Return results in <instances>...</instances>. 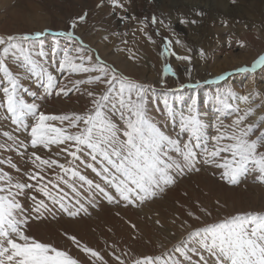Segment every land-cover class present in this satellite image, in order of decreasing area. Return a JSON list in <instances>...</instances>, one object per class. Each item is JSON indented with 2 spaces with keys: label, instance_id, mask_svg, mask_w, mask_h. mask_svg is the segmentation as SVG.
<instances>
[{
  "label": "snow or ice",
  "instance_id": "1",
  "mask_svg": "<svg viewBox=\"0 0 264 264\" xmlns=\"http://www.w3.org/2000/svg\"><path fill=\"white\" fill-rule=\"evenodd\" d=\"M111 3L124 7L120 0H111ZM86 15H81L79 21ZM151 23L163 21L152 17ZM71 27H77V20L71 22ZM49 31L45 28L0 34V72L3 73L0 108L5 110L6 119L21 127H26L27 117L34 120L29 143L19 141L8 131L3 132L18 150L27 149L29 144L33 150L27 157L31 169L26 179H17L0 166V264H82L69 250L31 235L29 225L33 220L55 215L54 209L68 217L87 213L86 205H94L97 193L110 203L139 208L158 198L178 177L199 172L200 163L219 170L220 180L229 185L237 186L251 174H256V179L264 183V134L251 138L254 128L264 124V116L259 117V123H249L256 107L242 110L239 105L231 104L230 98L237 95L231 89L217 96L222 105L218 112L232 109L237 113L231 124L221 121L216 126V134L209 135V125L199 118L193 105L187 114L181 113L178 130L172 135L147 112L146 94L150 86L122 73L99 56L94 58L83 40L71 31L56 33L79 41L78 46L66 47L62 53L52 49L54 59L60 55L56 71L66 74L63 80L67 83L58 79L39 59L48 54L43 50L33 53L36 41ZM144 34L155 43L151 35ZM172 45L173 41L167 40L161 55L191 62L190 55L177 54ZM200 55H204L203 50ZM130 59H137L136 54ZM9 60L19 62L30 76L42 81L45 93L55 90L57 96L68 97L73 92H81L83 86L90 106L83 112L46 113L40 104L23 97L21 76L13 72ZM257 67H264V54L251 67H239L236 71L255 73ZM164 73L176 75L171 65H165ZM81 74L83 78H72ZM237 98L246 103L250 101V95ZM40 150L47 155H41ZM77 162L90 168L100 182L84 175ZM11 167L17 169L16 164ZM215 204L217 210L224 207L219 200ZM183 209L187 219L177 213L172 223L175 225L180 220L179 227L187 226L190 230L171 248L155 255L130 256L131 249L117 253L118 246L113 244L110 259L114 264H264V211H237L205 221L213 213L199 201ZM190 220L199 223L193 227ZM154 223L163 227L158 218ZM130 227L137 230L135 224ZM64 235L84 254L86 264H110L97 248L83 243L76 235Z\"/></svg>",
  "mask_w": 264,
  "mask_h": 264
},
{
  "label": "rangeland",
  "instance_id": "2",
  "mask_svg": "<svg viewBox=\"0 0 264 264\" xmlns=\"http://www.w3.org/2000/svg\"><path fill=\"white\" fill-rule=\"evenodd\" d=\"M140 2L144 3L141 8ZM120 3L124 5L123 8L113 5L111 0H0V34L50 29L48 34L36 41L33 53L41 50L47 53L46 58L39 57V59L49 71L57 75L58 79L67 83V80H63V75L66 74L56 71V61L60 55L54 59L52 49L56 48L58 53H62L66 47L78 46L79 41H72L66 36L56 34L62 31L73 32L83 40L84 46L90 50L94 58L99 56L122 73L150 86V91L146 94L147 112L169 134L175 135L181 113L187 114L193 105L199 118L209 125V135L216 134V126L219 122L222 121L225 125L231 124L237 113L232 109H225L223 113L217 111L222 107L217 96L226 93L228 89L237 94L229 100L234 106L239 105L242 110L249 106L256 107L257 115L249 117L248 122L259 123V117L264 116V106H262L264 96L261 97L259 94L262 90H258L255 84V87L247 88L245 93V87L237 85L234 77L237 72L229 64L231 54L234 53L251 52L258 55V45L250 39H245L243 34L240 36L230 34V37L223 36L222 39L226 42L221 40V46L219 45L218 48L214 46L206 49L202 44L212 45L215 38L209 41L208 37L204 39L201 36V28L210 27V22L207 19L201 20L204 13L200 8L198 11L195 10V15L190 18L179 15L177 8L171 11L163 0H120ZM85 13L87 14L85 19L79 21L78 18ZM152 17L163 23L153 25ZM73 20H77L75 29L71 27ZM183 20L188 22L185 23ZM193 20L196 21L195 24L191 23ZM138 27H145L146 33L152 36L155 43L147 40L146 36L145 38L137 36ZM248 27L252 26L248 25ZM141 33L143 32H139ZM137 37L145 39L143 48L146 45L154 47L156 51L154 57L138 47L140 42L137 45H134V42L130 44V41H136ZM167 40L173 41L172 50L177 54L190 55L191 62L179 61L175 56L161 55ZM177 41L185 46V50L177 46ZM106 48L112 56L105 51ZM201 50L204 52L203 56L200 55ZM133 53L137 56L135 60L130 59ZM114 54H120L121 58ZM9 65L14 73L21 76L23 97L29 102L40 104L41 110L46 113L83 112L90 106L89 98L83 94V86L81 92H73L68 97L57 96L55 90L50 94L45 93L43 82L35 76H30L20 67L19 62L9 60ZM165 65H171L176 75L173 76L171 73L165 75ZM242 74L247 77L254 76V81L262 78L258 75L259 69H256L255 73ZM2 75L3 73L0 72V76ZM217 76H223L224 79L217 80ZM72 78H83V74ZM256 92L259 96L252 100V95H258ZM33 93L35 96L32 95ZM244 95H250L249 102L237 98ZM2 100L3 93L0 90V101ZM5 116V110L0 108V145H4L0 148V166L17 179H26V173L31 169L27 157L33 149L29 144L27 149L18 150L12 140L3 136V132L8 131L19 141L29 143L30 126L34 120L32 117H27L26 127H21ZM262 134H264V124L254 128L251 138L255 139ZM21 152L24 155H21ZM40 154L47 155L43 150H40ZM90 162L89 160L88 163ZM12 164H16L18 170L13 169ZM77 164L84 175L95 182H100L99 177L90 168L79 162ZM197 167L200 168L199 172L186 173L178 177L176 183L169 186L158 198L146 202L139 208L110 203L97 193L94 205H86L87 213L81 212L77 217H68L67 214L54 209L55 215H47L46 218L30 222V234L42 242L69 250L72 255L82 260V264H86L84 254L67 239L64 233L76 235L83 243L100 250L105 258L110 260V264H114L110 259L113 244L118 246L117 253L121 249H131L130 256L155 255L164 248H171L190 230L187 226L181 229L180 220L173 225L175 214L179 213L181 218L187 219L183 206L192 207L194 201H199L201 205L212 211V218L205 217V221L237 211H264V183L256 179V174L242 178L239 185L233 186L220 180V171L212 166L200 163ZM217 200L224 206L219 210L215 204ZM157 218L160 219L163 227L154 223ZM189 223L195 227L199 222L190 220ZM130 224H135L137 230L134 231ZM161 245L163 248L160 247Z\"/></svg>",
  "mask_w": 264,
  "mask_h": 264
},
{
  "label": "bare ground",
  "instance_id": "3",
  "mask_svg": "<svg viewBox=\"0 0 264 264\" xmlns=\"http://www.w3.org/2000/svg\"><path fill=\"white\" fill-rule=\"evenodd\" d=\"M163 2L167 3L171 11H173V9L176 10L175 8H177L179 10L178 14L184 15V17H190V18L193 17V15H195L194 14L195 10L198 11L199 8L203 11L204 15L201 20L207 19L208 22H210V27L201 28L202 32H200V34L204 39L208 37L209 41L215 38L212 45H207V44L205 45V43L202 44V47H205L206 49L213 48L214 46L218 48L219 45L221 46L220 44L221 40L225 41V39H222L223 36L230 37V34L232 36L233 35L236 36V34H238L237 36H240V34H243L245 35L244 36L245 39H250L256 45H258V49H259V50L257 49L258 55L253 54L251 52L245 53V54H237V53L231 54L230 53L232 58L229 64L235 70V72H237V74L235 73L236 76H234L235 81L237 82V85H239L240 87H243V88L245 87L244 88L245 93H246L247 88L251 86L255 87V84H256V86L258 87V90H262L260 91L261 93L259 94H261V97L264 96V67H257V69H259L258 75H261L263 79L262 78L256 79V76H255L256 81H254V76L248 75L247 77L244 74L236 71V69L239 67H243L246 65L251 66L252 63L259 57V55L264 54V0H177L176 2L174 0L173 1L163 0ZM143 4L144 3L140 2V8L141 6H143ZM225 22L227 23L225 24ZM203 25H204V22H203ZM248 25L252 27H248ZM140 29H143V31H141ZM145 29H146L145 27H138V30H136L137 36L140 35L141 38H145L144 37ZM139 32H143V33L139 34ZM105 42H106L105 44H107V41ZM133 42L135 43L134 45H137V43L140 42V46L138 47H140L142 51L147 52L149 55H152L153 57L155 56L154 54L156 51L154 47L146 45V47L144 46L143 48V44H145L144 43L145 39L142 40L139 37H137L136 41L131 40L130 44H132ZM134 45H132V47H134ZM177 46L180 47L181 50H185V46L182 45L181 43H178ZM107 49L108 48H106L105 51H107ZM107 52L112 56L111 52L109 51ZM114 56L121 58L120 54H117V55L114 54ZM259 94L257 96L252 95L251 96L252 100H254V98L256 99L259 96Z\"/></svg>",
  "mask_w": 264,
  "mask_h": 264
}]
</instances>
